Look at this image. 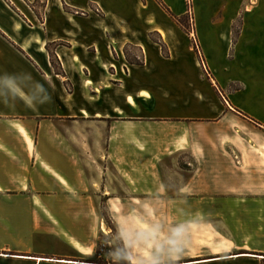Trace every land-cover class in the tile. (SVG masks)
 <instances>
[{
  "label": "crops",
  "instance_id": "crops-1",
  "mask_svg": "<svg viewBox=\"0 0 264 264\" xmlns=\"http://www.w3.org/2000/svg\"><path fill=\"white\" fill-rule=\"evenodd\" d=\"M162 1L180 13L182 0ZM30 2L0 0V75L16 74L26 90L38 81L51 99L28 107L0 87V264H109L97 256L102 202L119 235L145 237L130 250L131 264H142L155 226L163 239L181 215H211L213 200L264 197V162L238 155L237 163L232 153L241 150L228 144L246 119L264 122L262 17L243 18L234 41L215 27L201 33L208 78L182 33H174L183 46L177 59L163 55V30L131 14L137 0H72L84 10L98 4L104 15L51 20ZM131 46L138 61L127 56ZM231 83L244 91L221 98L216 89ZM249 254L178 264L259 255Z\"/></svg>",
  "mask_w": 264,
  "mask_h": 264
},
{
  "label": "rangeland",
  "instance_id": "rangeland-1",
  "mask_svg": "<svg viewBox=\"0 0 264 264\" xmlns=\"http://www.w3.org/2000/svg\"><path fill=\"white\" fill-rule=\"evenodd\" d=\"M45 1H48L46 10L44 9ZM130 1L108 0L110 4L114 5H125ZM137 1L138 7L131 14L133 16L137 15V17L147 15L152 21L149 26H156L163 30L165 35L163 40L165 44L162 45L163 55L171 57L169 61L173 63L175 61L173 56L176 59L178 57V54L174 53V51L179 48L182 49L183 42L189 52L196 54V61L208 78L212 74L207 67L201 48L199 40L201 33L205 36L204 34L209 33L215 27L217 31L222 30L226 34L231 35L234 41L241 29L243 18L250 22L257 17H262L264 22V0H182L179 14L173 12L162 0ZM28 7L37 16L47 17L50 20L59 15L65 17L66 15H71L72 17L80 16L82 18L104 15L98 4H91L89 8L87 7L84 10L82 8H74L72 0H31ZM125 10H127V13L130 12L129 9ZM152 18H154V21ZM60 24L58 21L53 25L60 26ZM82 26L88 28L90 24H76L78 29H82ZM132 26L134 27V25ZM175 32L182 33L183 41L177 39L178 36L174 35ZM154 37L158 38L157 35H154ZM54 48L55 45L48 46L51 52L54 51ZM138 55L139 51L136 47L131 46L127 49V56L132 61H138L136 58ZM51 64L57 70V62L54 56L51 57ZM172 82L175 85L178 84L177 79H173ZM244 89L245 87L240 84L231 83L227 89H220L221 94L217 89L216 91L221 98L223 95L228 100L227 93H235L239 90L244 91ZM246 90H248V87ZM244 105L250 109L254 107L253 103L248 100H245ZM250 119L264 124L259 119ZM254 122L246 119L242 126H237L233 133H229L228 144L230 143L241 150V152L237 150L232 153L237 163L240 158L238 155H242L243 162L245 159H250L253 163L256 161L257 164L264 162V129L257 126ZM179 157L180 159L184 158L183 155ZM211 210L212 214L208 216H180V223H188L189 227L185 237L184 251L178 262L187 263V261L192 262L205 258L214 260L232 256L233 254L235 256L237 253H254L259 254L257 255L258 258L244 257L243 260H232L225 264H264V252L252 250L264 248V197L244 200H213ZM105 211L106 209L102 202V226L99 243L110 242V248L122 246L121 242L117 240L119 233L115 224ZM99 259L109 260L108 255Z\"/></svg>",
  "mask_w": 264,
  "mask_h": 264
},
{
  "label": "clouds",
  "instance_id": "clouds-1",
  "mask_svg": "<svg viewBox=\"0 0 264 264\" xmlns=\"http://www.w3.org/2000/svg\"><path fill=\"white\" fill-rule=\"evenodd\" d=\"M27 78L32 80V76L27 74ZM18 76L16 74L0 75V87L6 89V94L10 100H20L28 107H35L50 101L51 97L43 84L33 80V88L25 89L17 83ZM0 103L3 98L0 97ZM188 223H180L168 230V234L163 238H158L160 226H155L150 237L157 242L150 257L142 261V264H178L184 247L185 237L188 231ZM139 236L133 240L126 234H121L117 240L122 242V246H113L108 252L109 264H131V247L133 243L144 239Z\"/></svg>",
  "mask_w": 264,
  "mask_h": 264
},
{
  "label": "built area",
  "instance_id": "built-area-1",
  "mask_svg": "<svg viewBox=\"0 0 264 264\" xmlns=\"http://www.w3.org/2000/svg\"><path fill=\"white\" fill-rule=\"evenodd\" d=\"M110 250V242L107 243H99L97 247V256L99 258H102L104 256H107L108 252Z\"/></svg>",
  "mask_w": 264,
  "mask_h": 264
},
{
  "label": "bare ground",
  "instance_id": "bare-ground-1",
  "mask_svg": "<svg viewBox=\"0 0 264 264\" xmlns=\"http://www.w3.org/2000/svg\"><path fill=\"white\" fill-rule=\"evenodd\" d=\"M237 256H251L249 253H244V254H236L235 256H227V257H224V258H228V257H237ZM219 259V258H217Z\"/></svg>",
  "mask_w": 264,
  "mask_h": 264
},
{
  "label": "trees",
  "instance_id": "trees-1",
  "mask_svg": "<svg viewBox=\"0 0 264 264\" xmlns=\"http://www.w3.org/2000/svg\"><path fill=\"white\" fill-rule=\"evenodd\" d=\"M106 212V211H105ZM107 214V213H106ZM108 215V214H107ZM105 216V215H104Z\"/></svg>",
  "mask_w": 264,
  "mask_h": 264
}]
</instances>
